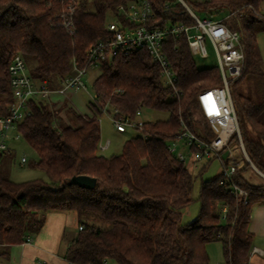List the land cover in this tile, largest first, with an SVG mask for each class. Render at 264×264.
Masks as SVG:
<instances>
[{
	"label": "trees",
	"instance_id": "1",
	"mask_svg": "<svg viewBox=\"0 0 264 264\" xmlns=\"http://www.w3.org/2000/svg\"><path fill=\"white\" fill-rule=\"evenodd\" d=\"M130 1L0 0V118L10 115L14 103L9 66L15 55L30 64L32 79L58 88L74 65L86 67L87 50L110 37L106 24ZM183 1L194 11L236 13L227 24L241 34L245 63L240 78L231 83L232 99L246 151L264 173V61L257 40L264 24L263 0ZM150 2L152 27L194 23L180 0ZM63 15L73 21L72 32L62 25ZM164 53L178 78V98L163 84L159 65L141 49L101 63L88 106L91 115L69 108L65 121L63 109L51 100L37 97L29 102V114L16 130L38 157L32 167L43 171L47 181H12L3 167L5 157L11 156L0 155L1 258L8 259L10 247L26 243L43 228L48 212L72 210L84 227L66 251L72 264H210L207 247L213 242L221 243L224 264L249 263L251 213L264 203V183L247 178L249 171L255 173L249 163L234 175V183L247 191V204L221 185L219 174L201 180L198 218L181 221L182 211L193 202L196 178L169 152L168 144L184 126L196 132V125H204L210 135L199 118L197 95L221 86L222 79L218 66L197 67L184 37L167 36ZM243 83L249 89L256 85L261 101L241 91ZM139 108L168 112L169 117L145 121L120 154L104 156L101 115L118 109V116L134 118ZM75 176L95 178V188L69 185ZM98 221L109 227H99Z\"/></svg>",
	"mask_w": 264,
	"mask_h": 264
},
{
	"label": "built area",
	"instance_id": "2",
	"mask_svg": "<svg viewBox=\"0 0 264 264\" xmlns=\"http://www.w3.org/2000/svg\"><path fill=\"white\" fill-rule=\"evenodd\" d=\"M194 19L192 25L182 23L169 24L164 28L152 27L149 21L153 17L150 0H131L128 5L120 7L119 16L106 24V32L110 35L107 40L99 41L89 47L86 52L88 64L84 68L74 65L73 73L65 77L58 88L50 89L46 83L31 78L27 70V62L22 55L14 56L10 66V85L14 96V103L10 106V115L0 118L1 138L0 155L9 151L7 141L12 131L15 138H20L17 124L29 114V102L37 97L46 99L53 94L65 96L69 93H78L86 89L84 78L92 67H100L103 61H111L117 55L128 56L135 51L146 49L152 60L159 65L162 82L171 88L173 98H178L176 88L177 75L164 53V41L167 36L184 37L193 54L207 58L206 38L213 44L220 70L222 85L204 88L197 95L199 118L209 127L208 135L203 132H194L187 126L177 133L168 144V150L182 162L190 158L198 163L203 160L217 159L221 165V185H228L230 193L248 203L247 191L234 183L237 169L249 163L255 173L264 180V173L251 161L243 143L242 133L236 109L232 99L231 83L240 78L245 54L241 44V34L232 30L223 20H210L200 18L195 11L183 0H180ZM71 13L73 8L70 9ZM229 12L228 18L235 15ZM62 25L73 31V21L62 16ZM115 109L111 115L113 125L118 133L127 132V128L142 129L145 121L142 120L143 108H139L134 118L120 117ZM109 143L101 146L103 150ZM188 152L186 156L185 152ZM27 163L23 157L21 165ZM227 212V208L223 209ZM83 230L82 225L78 226ZM32 241L31 237L26 243Z\"/></svg>",
	"mask_w": 264,
	"mask_h": 264
},
{
	"label": "rangeland",
	"instance_id": "3",
	"mask_svg": "<svg viewBox=\"0 0 264 264\" xmlns=\"http://www.w3.org/2000/svg\"><path fill=\"white\" fill-rule=\"evenodd\" d=\"M191 1H204V0H191ZM260 11L262 14H264V0L260 4ZM195 13L202 19H210V20H223L226 19V23L229 22L230 18H228L229 11L227 10H221L218 13L216 12H203L195 10ZM257 40L259 49L261 51L263 61H264V24L262 28L257 33ZM206 48L208 57L202 58L198 54H193L195 63L198 68L205 69V68H211L218 66V60L215 48L211 41L206 38ZM28 66V73L30 70V64L27 63ZM101 69L100 67H92L88 70L87 75L84 78L86 89L81 90L79 92V97L81 104H84L85 106H89L90 102L94 99V88L93 84L95 79L100 75ZM241 91L246 93L247 95L253 97L256 101H261V96H259V88L255 85L252 88L249 89L248 83H243L241 85ZM63 103L58 105V108H62V116L64 117L65 121H69V115L67 113V108L69 105H67L66 102L62 101ZM56 105V104H55ZM169 117L168 112L164 111H156V110H149L146 108H143V115L142 120L144 121H164L167 120ZM100 127H101V140L104 142V145L109 143V147L105 150H103L102 154L106 157H111L113 155H118L122 152V148L124 146V143L129 140L130 138L138 135V132L132 128H127L126 133H118L113 125L111 115L108 113H103L100 117ZM204 125L198 126L196 125L195 130L197 132H203ZM8 147L11 149L12 153L8 152L6 153V156L8 154H12L10 158L5 157V165L6 171L8 172V175L12 181L15 182H25L29 180H35V179H44L47 181L46 174L37 169L32 167V163L37 161L38 157L37 155L31 150L29 145L25 142L23 138H20V140H17L15 142H10L8 144ZM186 156L188 155L187 151H184ZM8 157V156H7ZM27 158V163L22 166L21 161L22 158ZM9 160V161H8ZM186 167L193 173L195 179L194 187L192 190V196H193V202L189 205L188 208L184 209L181 216V221L185 224L194 222L199 215L200 212V202L198 201L199 192H200V185L201 180H210L216 177L220 174L221 165L219 164V161L217 159H211L209 160H203L195 164V162L192 161L191 156L187 159ZM206 167V169L203 171L202 169ZM203 171V172H202ZM202 172V173H201ZM248 180L253 184H263L264 180L260 178L256 173L249 171L247 173ZM96 225L103 228H108L109 224L98 221L96 222ZM79 230H76L78 232ZM221 243L219 242H213L209 244L207 247V250H210L211 252V258L213 259V262L215 263L217 254L216 250L220 253L221 251ZM110 264H114L111 263Z\"/></svg>",
	"mask_w": 264,
	"mask_h": 264
},
{
	"label": "crops",
	"instance_id": "4",
	"mask_svg": "<svg viewBox=\"0 0 264 264\" xmlns=\"http://www.w3.org/2000/svg\"><path fill=\"white\" fill-rule=\"evenodd\" d=\"M50 100L57 107L64 101L69 105L67 108H71L82 115H91L89 107L81 104L79 92L69 93L65 96L53 94ZM15 135L16 132L12 131L7 141L8 144L12 141L20 140V138H15ZM103 145L104 142L101 140V153L103 152L101 148ZM8 152L12 153L10 148ZM4 165L5 160L3 167ZM4 169L6 168L4 167ZM78 226L79 219L75 211L63 210L48 212L43 228L31 235L32 241L10 247V257L8 259L0 257V264H72L65 258V255L69 244L78 234L76 232ZM249 231L253 234V248L248 264H264V203L256 205L253 208ZM210 250H208L211 260L210 264H224L222 248L220 253L215 249L217 254L215 263L211 258Z\"/></svg>",
	"mask_w": 264,
	"mask_h": 264
},
{
	"label": "water",
	"instance_id": "5",
	"mask_svg": "<svg viewBox=\"0 0 264 264\" xmlns=\"http://www.w3.org/2000/svg\"><path fill=\"white\" fill-rule=\"evenodd\" d=\"M69 185H77L84 189H94L96 179L88 176H75L68 181Z\"/></svg>",
	"mask_w": 264,
	"mask_h": 264
}]
</instances>
